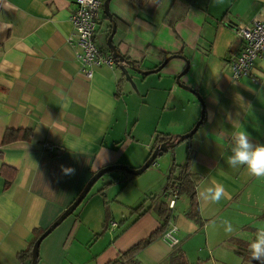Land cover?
Listing matches in <instances>:
<instances>
[{
    "label": "crops",
    "instance_id": "0c3cea01",
    "mask_svg": "<svg viewBox=\"0 0 264 264\" xmlns=\"http://www.w3.org/2000/svg\"><path fill=\"white\" fill-rule=\"evenodd\" d=\"M189 1L186 6L160 0L152 10V4L112 0V13L122 19L117 20L113 43L129 63L95 67L90 79L70 42L76 0L4 1L0 264H30L19 258L20 251L73 204L95 173L116 164L141 167L158 135L192 131L203 104L202 124L180 142L188 144L191 170L199 177L201 221L187 215L189 197L179 196L169 221L178 225L179 242L170 245L161 233L136 255L134 264H170L178 247L190 264H258L251 260L249 243L264 227V178L253 176L246 166L231 168L226 161L235 124L254 143L264 144V58L256 60L251 76L240 79L232 77L229 62L243 45L237 26L264 14V0ZM111 32L103 6L96 41L106 52H112ZM134 67L153 72L143 74ZM131 81L148 106L143 120L133 104L137 92ZM166 116V127L173 130L159 129ZM141 122L151 128L149 138L141 136ZM18 128L30 129L31 138L2 145L7 129ZM46 142L55 147L53 152L44 149ZM178 148H168L132 180L117 171L98 178L76 210L41 241L37 264H106L149 236L163 223L161 204L168 205L173 155L166 154ZM61 165L73 167L75 174L64 175ZM3 166L12 168L8 187ZM217 184L225 196L214 203L208 189ZM224 220L232 223V233L225 231Z\"/></svg>",
    "mask_w": 264,
    "mask_h": 264
},
{
    "label": "built area",
    "instance_id": "2783aa9c",
    "mask_svg": "<svg viewBox=\"0 0 264 264\" xmlns=\"http://www.w3.org/2000/svg\"><path fill=\"white\" fill-rule=\"evenodd\" d=\"M4 1L0 0V12ZM103 6L104 0H76V8L71 15L74 33L70 42L77 49L76 57L81 63V71L89 79L93 77L95 67H113L118 64L112 52H106L97 45L96 33L102 20ZM237 32L242 37L243 45L239 53L229 58L234 79L251 76L256 60L264 58V14L249 23L239 24ZM43 147L51 152L55 150L51 143L46 142ZM179 196L180 189L177 185L169 190L168 207L171 210L175 208ZM177 230L178 225L170 223L162 232V238L170 245L177 244Z\"/></svg>",
    "mask_w": 264,
    "mask_h": 264
},
{
    "label": "trees",
    "instance_id": "16d2710c",
    "mask_svg": "<svg viewBox=\"0 0 264 264\" xmlns=\"http://www.w3.org/2000/svg\"><path fill=\"white\" fill-rule=\"evenodd\" d=\"M135 3H138L139 5L145 7L148 6L149 4H152V6L155 4H159L160 0H131ZM182 2L184 5L188 6L190 5L189 0H175V2ZM150 6V5H149ZM154 6L152 7V10H154ZM107 18V16H106ZM116 20H122L120 17L115 16ZM124 21V20H123ZM125 22V21H124ZM171 25H174V22L171 23ZM109 48V47H108ZM110 49V48H109ZM177 55H171L170 57H174ZM136 66V64H135ZM145 72V71H144ZM32 136V132L30 129H23V128H18V129H7L3 143L2 145H7L12 142L16 141H22V140H29ZM192 137V136H190ZM180 135H158L156 141H155V146L152 152L150 153L149 157L153 154L154 150L156 147L161 145L162 143H167L169 145V148L175 147L177 144L182 142ZM1 154V153H0ZM175 160V158H174ZM173 160L172 166L169 171V176H168V182H167V190L172 189L174 186H178L180 189V196L186 195L190 199V207L187 215L200 222L201 217H200V211H199V203L198 199L196 197L197 193V184L199 182V177L192 172V164H193V155L191 151L188 153L186 162L182 165L177 164L176 161ZM125 167L128 166L124 164ZM12 169V168H11ZM7 166H3L1 169L2 175L6 179V187H8L11 182H12V176L10 174H7L9 170H11ZM117 171L121 174L124 175V180H132L134 179L137 175L130 174L126 171V168H107L105 167L103 169V172L100 174L99 178L103 176L104 174L108 172H113ZM110 185L106 184L104 185L101 189L100 192L104 193L105 189ZM160 216L163 219V223L156 229L154 230L149 236L143 238L139 242L135 243L132 245L129 249L124 250L120 252L115 258L110 260L106 264H134L136 261V255L151 241H153L156 237H158L169 225V221L171 218V209L168 207L166 203H162L160 207ZM39 234L36 235L30 242L29 246L20 251L19 253V258L24 261L25 259L30 261V264H33V245L35 240ZM39 258V249L37 251L36 255V264L37 260ZM170 264H190L188 262V259L186 257L185 251L181 248L178 247L176 251L173 253V255L170 258Z\"/></svg>",
    "mask_w": 264,
    "mask_h": 264
},
{
    "label": "clouds",
    "instance_id": "9594fccd",
    "mask_svg": "<svg viewBox=\"0 0 264 264\" xmlns=\"http://www.w3.org/2000/svg\"><path fill=\"white\" fill-rule=\"evenodd\" d=\"M235 130L232 133L230 147L231 154L228 156L226 163L231 168L246 166L249 172L257 177L264 178V144L254 143L250 134L242 125L235 124ZM61 171L64 175H74L75 169L71 166L61 165ZM210 199L218 203L225 196V189L222 185L217 184L208 189ZM227 233H232L234 228L228 220L222 221ZM249 253L252 261L258 264H264V227L257 230L255 239L249 243Z\"/></svg>",
    "mask_w": 264,
    "mask_h": 264
},
{
    "label": "water",
    "instance_id": "95a60500",
    "mask_svg": "<svg viewBox=\"0 0 264 264\" xmlns=\"http://www.w3.org/2000/svg\"><path fill=\"white\" fill-rule=\"evenodd\" d=\"M112 0H105L104 1V12L105 15L108 17V19L111 21L112 23V32L108 38V45L114 55V57L117 59V62L120 66H122L123 64H127L129 63V61H127V59L120 53V51H118L117 47L115 46V44L113 43V37L117 32L118 29V25H117V20L115 19V16L111 9H110V2ZM166 59L159 67L158 69L155 70H161L163 68V66L167 63ZM134 69L142 72L143 74H149L153 71H148V72H144L141 69H138L136 67H134ZM126 76L129 80H131V77L129 76V74L127 73V71L124 69ZM205 117V107L203 104V110H202V115L200 120L196 123L195 127L192 129V131L190 133H186V134H181L180 138L181 140H186L188 138H190V136H192L197 129L200 127V125L202 124L203 120ZM169 148V145L167 143H162L161 145H159L158 147H156V149L154 150L153 154L148 158V160L139 168H131L129 166H126L124 164H116V165H111L108 166L107 168H126V171L130 174L133 175H140L142 174L145 170H147L158 158V156L162 155L165 151H167ZM104 169V168H103ZM103 169L99 170L97 173H95V175L91 178L90 182L88 183V186H86L84 188V190L82 191V193L79 195V197L73 202V204L55 221L53 222L48 228H46L44 230V232H42V234L35 240L34 245H33V264H36V255H37V251L40 248V244L41 241L44 239V237H46L59 223L63 222L69 215H71L76 208L81 204V202L85 199V197L88 195V193L90 192L91 188L93 187V185L96 183V181L98 180L100 174L103 172Z\"/></svg>",
    "mask_w": 264,
    "mask_h": 264
},
{
    "label": "rangeland",
    "instance_id": "374dc122",
    "mask_svg": "<svg viewBox=\"0 0 264 264\" xmlns=\"http://www.w3.org/2000/svg\"><path fill=\"white\" fill-rule=\"evenodd\" d=\"M132 81L130 82V86H131V88H132V90L134 92L135 91L137 92V93L135 92L137 96H133V97H136L137 98V101H134L133 104H134V106H137V111H138V114H139L138 117H141L142 120H143V119H145V110L148 108V106H147V103H145V105H144V97H142L141 94L138 93V91L136 90L135 84ZM133 100H134V98H133ZM148 114H150V112H148ZM166 124H167V116L163 119L162 122H160L159 129H164V128L166 130L167 129L168 130L169 129L170 130H173L174 129L173 127H166ZM140 125H141L140 127H142V129H143V135H142V133H140L141 136H143V138H145V139L146 138H149L150 135H149V132L148 131H150L151 128L148 130L145 127L146 126V123L145 122H141ZM156 126H158L157 123H155V126L154 127H156ZM154 127L152 129H154ZM178 146L180 148H178V150H175V152H173V154L170 151H168L166 155H173V160L175 158L174 161L177 160L176 161L177 164L182 165V164H184L186 162V158H187L186 149L188 147V144L186 142H183V143H180V145L178 144ZM182 147H183V150H182ZM176 155H178V158H176ZM180 155H182V157H180Z\"/></svg>",
    "mask_w": 264,
    "mask_h": 264
}]
</instances>
